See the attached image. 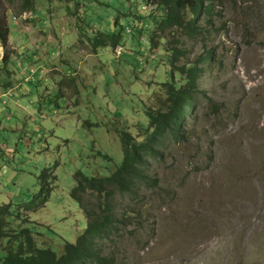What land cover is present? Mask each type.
Listing matches in <instances>:
<instances>
[{"label":"rangeland","instance_id":"374dc122","mask_svg":"<svg viewBox=\"0 0 264 264\" xmlns=\"http://www.w3.org/2000/svg\"><path fill=\"white\" fill-rule=\"evenodd\" d=\"M21 1L7 11L11 55L0 70V206L13 212L7 230L39 232V244L56 252L83 233L70 195L74 174L108 177L122 161V132L147 128L160 84L179 78L168 43L180 53L174 68L204 49L214 64L198 82L183 140L167 141L150 166L161 188L145 193L148 214L128 223L133 234L117 248L104 241L103 255L114 264H264V0H205L210 18L197 25L206 40L189 38L194 16L186 9L184 27L165 29L154 49L147 29L127 32L134 16L153 17L142 0H33L31 14L18 11ZM29 67L43 73L27 81ZM44 168L55 177H47V203L18 209L38 192Z\"/></svg>","mask_w":264,"mask_h":264},{"label":"trees","instance_id":"16d2710c","mask_svg":"<svg viewBox=\"0 0 264 264\" xmlns=\"http://www.w3.org/2000/svg\"><path fill=\"white\" fill-rule=\"evenodd\" d=\"M14 1L0 0V47L3 50L0 70L11 55L7 50L9 44L7 11L13 7ZM32 1L22 0L18 11L23 14L30 10L31 14ZM141 2L151 7L153 17L134 16L131 21L137 26L134 29H127V32L135 31L142 36L147 29L151 49L156 48L157 38L163 39L165 29L178 31L184 27L186 9H191V15L194 16V21L185 26L189 38H198L200 41L207 39L209 34H204L197 25L203 17L210 18L211 4L205 5V0ZM144 8L142 6L143 11ZM140 22H144L143 30ZM151 26L154 32L159 31L160 34H153V30L148 29ZM117 44L115 39L111 40V45L115 48ZM93 45H99V42ZM166 51L169 53L170 71L175 72L179 78L177 81L172 79L170 83L160 84L158 95L162 97L156 108L147 109V128L143 132L135 136L122 132L120 165L104 178L87 177L80 172L74 174L75 185L70 195L83 214L85 220L83 233L79 234L73 243L66 241L61 251L56 252L49 245L39 244L35 238L39 232L29 228L8 231L7 219L12 217L13 212L9 205L0 206V240L5 241V246L0 251V264H114L112 255H103L102 243L109 239L116 240L114 246L117 248L121 244L118 241L122 239L124 233L130 238L133 234L126 231L128 223L132 219L143 220L148 214L147 204L144 205L145 193L161 188L158 187L156 177L149 173L150 166L161 161V152L167 149V141L178 144L183 140L185 125L193 117L192 111L194 112L201 94L198 82L205 68L214 64L212 52L204 49L196 62L192 64L185 62L174 68V64L180 59V53L174 48H169L168 43ZM48 170L44 168L37 177L39 189L32 200L18 204V209L34 211L44 207L51 191L47 177L55 178L53 174H47Z\"/></svg>","mask_w":264,"mask_h":264},{"label":"built area","instance_id":"2783aa9c","mask_svg":"<svg viewBox=\"0 0 264 264\" xmlns=\"http://www.w3.org/2000/svg\"><path fill=\"white\" fill-rule=\"evenodd\" d=\"M25 74L26 80H33V77L37 74H42L43 71L41 67H37V69H33V67H29L27 71L23 72Z\"/></svg>","mask_w":264,"mask_h":264},{"label":"crops","instance_id":"0c3cea01","mask_svg":"<svg viewBox=\"0 0 264 264\" xmlns=\"http://www.w3.org/2000/svg\"><path fill=\"white\" fill-rule=\"evenodd\" d=\"M19 34V32L16 31V35ZM31 43H27V45H30ZM1 48V47H0Z\"/></svg>","mask_w":264,"mask_h":264}]
</instances>
